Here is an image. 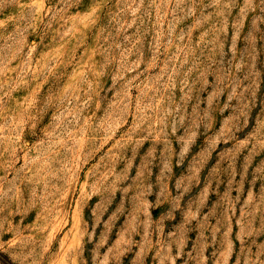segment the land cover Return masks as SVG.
Segmentation results:
<instances>
[{
	"label": "rangeland",
	"instance_id": "374dc122",
	"mask_svg": "<svg viewBox=\"0 0 264 264\" xmlns=\"http://www.w3.org/2000/svg\"><path fill=\"white\" fill-rule=\"evenodd\" d=\"M0 264H264V0H0Z\"/></svg>",
	"mask_w": 264,
	"mask_h": 264
}]
</instances>
